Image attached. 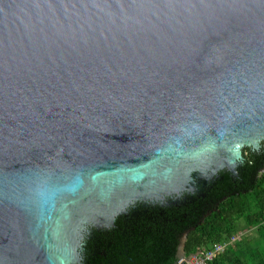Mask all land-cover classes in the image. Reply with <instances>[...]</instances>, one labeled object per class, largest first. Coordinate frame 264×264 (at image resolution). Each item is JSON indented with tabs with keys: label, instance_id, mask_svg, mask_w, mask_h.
I'll use <instances>...</instances> for the list:
<instances>
[{
	"label": "water",
	"instance_id": "1",
	"mask_svg": "<svg viewBox=\"0 0 264 264\" xmlns=\"http://www.w3.org/2000/svg\"><path fill=\"white\" fill-rule=\"evenodd\" d=\"M263 141L264 0H0V264H80Z\"/></svg>",
	"mask_w": 264,
	"mask_h": 264
},
{
	"label": "trees",
	"instance_id": "2",
	"mask_svg": "<svg viewBox=\"0 0 264 264\" xmlns=\"http://www.w3.org/2000/svg\"><path fill=\"white\" fill-rule=\"evenodd\" d=\"M186 232V256L240 234L210 264H264V150L248 151L236 175L220 171L193 197L96 232L80 264H176Z\"/></svg>",
	"mask_w": 264,
	"mask_h": 264
},
{
	"label": "flooded vegetation",
	"instance_id": "3",
	"mask_svg": "<svg viewBox=\"0 0 264 264\" xmlns=\"http://www.w3.org/2000/svg\"><path fill=\"white\" fill-rule=\"evenodd\" d=\"M243 150L245 152V157H246V154H248V151H250V150L252 152H254V153L255 152L256 153L257 152L259 153L262 150H264V142H263V144H260L259 148H255L254 146H245L243 148ZM210 183H208L207 185H204L203 183H201L198 186H196V188L193 191H185V192H183L182 195L179 198H178V195L175 194V195L168 196L167 198H165L163 200H160V201H155V202H151V201H147V202H145V201H139V202H136V203L132 204L131 206H129L127 208L126 213H123V214L119 215L117 217L116 222L118 220H120L121 222L126 223L128 221L129 215H138L142 211L143 212H147L149 210V208H151V207H155V206L167 207V206H171L172 204H178L182 200H186L188 197H193L196 193L203 192V190L205 188H207ZM109 229H111V228H104L102 230L93 229L92 232L89 235H87V237H86V246H87L88 239L94 238L96 232L97 233L98 232L99 233H107V231Z\"/></svg>",
	"mask_w": 264,
	"mask_h": 264
},
{
	"label": "built area",
	"instance_id": "4",
	"mask_svg": "<svg viewBox=\"0 0 264 264\" xmlns=\"http://www.w3.org/2000/svg\"><path fill=\"white\" fill-rule=\"evenodd\" d=\"M240 236V234L235 235L229 241L218 243L209 250L198 251L190 255L189 258L185 260L184 264H210L211 260H213L218 253L224 251L228 245L233 244Z\"/></svg>",
	"mask_w": 264,
	"mask_h": 264
},
{
	"label": "rangeland",
	"instance_id": "5",
	"mask_svg": "<svg viewBox=\"0 0 264 264\" xmlns=\"http://www.w3.org/2000/svg\"><path fill=\"white\" fill-rule=\"evenodd\" d=\"M264 142V141H263ZM245 147V146H244ZM243 154H244V157H245V152H244V150H243Z\"/></svg>",
	"mask_w": 264,
	"mask_h": 264
}]
</instances>
